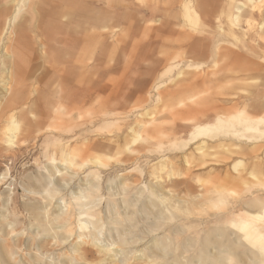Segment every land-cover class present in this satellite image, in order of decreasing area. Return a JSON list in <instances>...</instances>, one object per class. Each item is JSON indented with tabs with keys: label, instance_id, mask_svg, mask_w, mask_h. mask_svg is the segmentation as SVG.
I'll list each match as a JSON object with an SVG mask.
<instances>
[{
	"label": "bare ground",
	"instance_id": "obj_1",
	"mask_svg": "<svg viewBox=\"0 0 264 264\" xmlns=\"http://www.w3.org/2000/svg\"><path fill=\"white\" fill-rule=\"evenodd\" d=\"M262 1L248 0L246 4L237 2L229 6L232 8V13L227 15L231 22L230 32L240 36L247 29L257 26L255 10ZM82 2L88 4L90 8L107 3L106 0H0V122L4 123L3 127L0 126L2 128L0 135L3 136L4 146L9 150L19 149L16 144L18 138L25 132L29 133L30 130L37 136L44 137L38 146L42 159L35 162L42 164H39L38 170L43 174L42 177L48 179L47 183L43 184L42 190L23 189L22 191L25 195H32L37 204L36 208L44 215L45 224H39L34 220L36 225L32 227L33 230L43 229L42 236L50 237V244L65 247L61 254L69 260L78 254V245L83 244L94 247L103 254L104 259L97 264H125L128 254L143 260L146 264H154L156 261L161 264H179L170 262L167 252L171 244L169 236L172 234L175 236L176 229L170 228L171 231H167L165 236L162 234V237L156 232L162 227L158 225L159 223L174 219L172 214L174 210L182 211L185 209L184 205L186 207L191 205L202 211L204 213L202 215L206 217L201 218L200 214L193 219L192 214L187 213L183 227L193 228L195 232L198 230L200 233L207 230V227L201 226L212 224L214 227L212 232L216 240L222 241L218 246L208 247L205 251L200 250L192 264H264V161L262 160L264 151L260 154L261 144H264V58L258 53L248 58L224 47L223 45H232V43L225 37L227 30L224 26L216 25L208 30L203 38L201 37L205 42L206 50L211 52L209 68L191 78L188 84H181L178 92L160 97L158 88L164 81L161 79L165 77L169 79L173 76L169 81L174 82L182 77L185 71L199 69V64L192 60L182 62L180 55H175L169 59L168 66L156 78L153 86L146 91L147 101L144 103L143 108L146 107L144 110L143 108L133 111L122 108L113 110L108 109L107 106L106 111L101 115L91 116L89 128L93 126L94 128L89 133L92 136L109 138V140L113 137L117 138L111 142V145L108 144L107 151L96 144L92 148L93 151L102 153L101 155L126 154L124 160H115L113 166L130 165V171H138L140 177L154 180L150 183L142 181L137 184L136 192H132L130 197L132 200L125 201L124 198L127 197L125 191L128 187L127 183H123L124 177L120 172L127 171V168L121 169L113 175V178H109L105 185L110 200L116 203H111L107 209L105 208L106 210L95 214L97 203L92 197L99 192L103 182L101 172L113 167L99 162L91 165L73 163L74 149L71 144L78 141V134L73 133L77 127L82 126H73V115L77 121L82 118L79 107L84 94L89 90L83 88L84 86L91 85L92 95L88 97V100H91L89 106L99 98V93L111 91L109 85L96 88L92 82L100 66L94 64L99 60L97 55L103 56L107 67L112 58L113 47L110 43L112 32L109 23H106L103 27L104 31L100 30L99 33L96 30L98 16L93 12L95 9H87ZM178 2L180 7L177 16L184 20L187 28L196 32L195 26L201 22L199 19L202 13L201 7L194 4L193 0ZM87 12L91 16L89 23L85 24L80 21V15ZM257 27L262 30L258 37L262 36L264 39V21ZM255 37L252 36L251 39ZM199 42L200 40H197V43ZM255 81H260L261 84H253L252 82ZM247 82H250L248 84L250 92L256 95L253 96L251 93L249 96L234 99L236 90ZM201 86L212 87L213 93L215 91L212 95L217 93L230 95L228 98L231 101L230 105L213 103L211 107L204 102L192 107L183 106L177 115L178 123L166 133L160 129L159 124H152L153 113L162 104H159L160 98L168 99V102L185 101L187 97H192L193 88ZM44 87L48 95L53 92V98L49 101L45 93L39 92ZM110 97L109 94L103 102L110 104L106 102L110 101ZM155 98L157 99L154 100ZM46 101L54 102L55 105L50 106L54 111L60 102L65 109L55 118L49 119L51 116L42 115L41 111H38ZM235 107L239 108L233 113ZM24 110L26 112H23ZM252 110L261 111L262 114L255 116ZM62 116L64 117L61 120ZM146 117L150 122L145 121ZM187 120L190 121L187 123L188 126L180 124V121ZM23 129L26 131L23 132ZM152 135L170 137L171 140L167 143L168 151L180 156L165 154L163 150L159 152L146 148L151 143ZM140 145L144 148L140 149ZM190 149L191 151L187 152ZM227 154L248 160L252 166L251 171L244 175L236 170L233 174L209 171L204 175H192L196 168L201 169L207 165L226 162ZM219 156L224 159H218ZM257 159H261L262 163L259 164ZM144 169H147L145 171L147 174L144 173ZM78 170H83L81 174L83 176H78ZM156 173L163 174V177L156 176ZM65 177L66 179H61ZM3 179L6 178L1 175L0 183ZM75 179H78L76 186ZM189 179L196 183L202 193L192 196L194 187L189 184ZM179 184L186 185L184 198L178 196L174 198L175 191L172 188ZM247 184L250 185L246 190L250 193L247 200L242 201L226 193L234 187ZM11 189L9 188L10 195L6 203L4 202L0 209V221H4V226L6 225L10 230L11 236H17L21 230L17 231L16 227L21 223L18 222L16 210L13 209L14 190ZM66 190H69L68 198L61 195ZM143 197V206L136 209L139 216L137 226L142 229L140 233L146 237L150 235L148 237L150 239L144 248L128 252L127 246L137 244V240L129 238V235H133V225L126 224L129 207L135 206L134 203ZM210 208L214 213L207 215L206 210ZM227 214H234L229 225L231 231L219 234L224 224L219 223V219ZM212 217H216L217 222L209 223L208 219ZM105 224L108 226L106 229H104ZM112 224H124L125 227L114 228ZM106 231L108 236L105 234ZM0 235L2 236L0 264H6L5 261L9 259L14 261V258L8 248L6 237L3 238L2 233ZM29 235L35 238L34 232H29ZM59 237H64L66 240H60ZM66 241H70L71 244L68 242L69 244L66 245ZM44 247L34 248L36 254L28 264H41L43 256L47 255V251L43 250ZM204 252L208 254V259L201 262V255ZM13 264H16L15 261Z\"/></svg>",
	"mask_w": 264,
	"mask_h": 264
},
{
	"label": "rangeland",
	"instance_id": "obj_2",
	"mask_svg": "<svg viewBox=\"0 0 264 264\" xmlns=\"http://www.w3.org/2000/svg\"><path fill=\"white\" fill-rule=\"evenodd\" d=\"M106 1V4L104 3L101 6H91V8L95 9L93 10V12L98 16V27L96 30H98L99 33H101V31H104L103 27L104 25H106V23H109L111 27L112 38L110 39V43L113 47L112 58L109 65L106 67L105 60L103 61V56L99 54L97 55V58L99 57V60L94 64H100V66L98 67L99 71H97L96 75L93 78L92 84H95L96 88L101 85H109L111 91L99 93V98L93 101V103L89 106L91 100H88V97L92 95V93L90 92L91 85H86L83 87L89 88V90L84 94L81 106L79 107V112L81 113L82 118L77 121L75 120L76 117L73 115V126H82L77 127L76 131H74L73 133L78 134V141H76L74 144H71L72 148L74 149V164L86 163L88 165H91L93 163L99 162L108 167H113L111 169L108 168L109 171L107 170L101 172V176H103V182H101L99 192L92 197V200L97 203V210L95 214L98 211L103 212L104 210H106L108 208V205H110L111 203H116L114 200H110V197L105 190L107 181L113 178V175L116 174V172H120L121 169L127 168V171L120 172L122 177H124L123 181H125L122 182L127 183L128 187V189H126L125 191V196H127H124V199H126L125 201L132 200L130 197L134 193V191L136 192L135 186L137 184L141 183L142 181L150 183V181H152L153 179L149 177L147 179L140 177L138 171H130V165H128L127 167L113 166L115 160H124L126 154H122L120 156L114 155V153L101 155L102 153L93 151L92 148L95 144L101 145L102 150L107 151V147L109 146L108 144L110 143L111 145V142H114L117 138L113 137L109 140V138L92 136L89 133L94 128V126L89 128L91 116H93L94 114H98V116L101 115L106 111L107 106H109L108 109L112 108L113 110H119L120 108L128 111H133L137 108H139V110L142 109L143 106H145L144 103L147 101V96L145 95L146 91L153 86L156 78H158L160 76V73L163 72L164 69L168 66L169 59H171L175 55H180L182 62L192 60L193 62L199 64V69H189L188 71H185L186 74L184 73L182 77L176 79L174 82H170L173 76L169 79L167 77L161 79L162 81H164L162 82V86L158 88L160 97H163L165 94L178 92L181 84H188L191 78H194L195 75L202 74L204 70L209 68V59L211 58V52L206 50L205 42L201 39L208 30L213 29L216 25L224 26V28L227 30V34L225 37L232 43V45L228 44L229 46L227 44L223 45L224 47H228L230 48V50L232 49L233 52H239L238 54H241L248 58L257 53L260 54L262 58H264V39L262 38V36L258 37L262 30L257 27L261 22L264 21V0L258 5V8H256L255 10L257 11L255 18V24L257 26L251 29H247L240 36L234 35L232 32H230L231 28L229 26L231 22L227 15L232 13V8H230L229 6L235 5L237 4V2H245L246 4L248 0H193L195 1L194 4H198L202 10V13L199 17L201 22L199 25L195 26L196 32H192L189 28H187L184 20L177 16L180 7V4L178 2L179 0ZM258 1L256 0V2ZM83 6L87 7V9L90 8V6L86 3H83ZM90 16L91 15L89 12L83 13L80 15V21L82 23L88 24L90 21ZM81 31L83 30L81 29ZM252 36L256 37L254 39H251ZM233 37H236V39H234ZM197 40H200V42L197 43ZM252 83L261 84L260 81H255ZM145 84L148 85L144 86ZM248 84H250V82H247L243 86H240L236 90L237 93L233 96V98L236 99L237 97L239 98L249 96V94L251 93L253 96H255L256 93L250 92L251 89L248 87ZM168 88H170L171 90H169ZM46 91V87L39 90V92L45 93V95L48 96L47 100L49 101V99L53 98V92L52 94L48 95ZM212 93V87L201 86L193 88V91L191 92L192 97H187V100L185 101L180 100L168 102V99L165 100L163 98H160L159 100L161 102H159V104H162L158 106L157 111L153 113V120H151V122L153 125L159 124L160 129L164 133H166V131H169L172 126L178 123L177 115L179 110H181L183 106L192 107L195 104L200 105L204 102L211 105V107H213L215 103L218 105H226V103L227 105H230L231 101L228 99L230 98V95L226 96L218 93L217 95H212ZM109 94L111 95L110 101L106 102H110V104L107 105V103L103 102V100L106 96H109ZM156 99L157 98H155L154 100ZM48 101H46L45 104L42 103L44 105L41 109H38V111H41L40 113L42 115H48V117L51 116L49 119L55 118L57 114L61 113V111L65 109L63 103L60 102L57 104L56 111H54L52 109L53 107L50 108V106L55 105L54 102L51 103ZM179 103H182L183 105ZM100 105L102 106V108ZM238 108L239 107H235L233 109V113L237 112ZM23 112H26V110H24ZM89 113H92V115H89ZM252 113H255V116H259L262 114L261 111L258 112L257 110H252ZM63 117L64 116H62L61 120L63 119ZM145 121H149L147 117ZM188 122L190 121H180V124L188 126ZM0 126L3 127L4 123L0 122ZM1 127L0 129H2ZM22 131L25 132L26 130L23 129ZM42 138L44 139L43 136H37L32 130H30L29 133L25 132L24 135L18 138V142L16 144L18 145L19 149L16 148L15 150H9L4 146L3 136L0 135V176L4 175L7 179H3L0 183V209L3 206L2 204H4V202L6 203L10 195L9 188H12L11 190H14L13 209L14 211L16 210L15 213L17 215L18 222L21 223V225L16 227L17 231L21 230V232L17 236L10 235V230L7 229L6 225L4 226V221H0L1 225L3 223L2 226L0 225V232L4 234L3 238L6 237L8 248L12 252L16 264H28L29 262H31L34 259V254H36L34 248L42 246H45L43 250L47 251V255L43 256L41 264H97L104 259V256L103 254L99 253L94 247L79 244V247H77L78 254L72 257L73 259H71V261L67 259L68 257L61 254L62 250H64L65 247L53 246L52 244H50V237L42 236L44 233L43 229L33 230L32 228L36 225V221L34 220H37L39 224H45L44 215L36 208L37 204L35 203L36 201L33 200L32 195H25L22 191L23 189L29 191L42 190L43 184L47 183L46 181L48 179L42 177L43 174L40 170H38V166L42 164L39 163V165L38 162H35L36 160L42 159V153L40 148L38 147L43 141ZM100 140H102L103 142ZM150 140L151 143L149 147L147 146L146 148H149L151 151L159 152L163 150L165 154L171 153L170 151H168L169 148L167 147V143L171 140L170 137L168 138L165 135L161 137L152 135ZM76 147L78 148L77 150ZM141 147L144 148L143 145H140V149ZM190 151L191 149L187 152ZM263 151L264 144H261L260 154L263 153ZM172 156L180 155L172 154ZM226 156L228 157V160L226 162H218L215 165H207L201 169L196 168V170L193 171L192 175H204L209 171H212L214 173L233 174L235 173V170L238 173L244 175L246 172L251 171L252 166L248 160L239 158L236 155L227 154ZM259 158H261V155L259 156ZM218 159L222 160L224 159V157L219 156ZM257 160L259 161V164L262 163L261 159ZM262 160L264 161V158ZM141 166H143L142 163ZM145 171H147V169H144V173H146ZM77 172L78 176H83L81 175L83 173V170H78ZM157 174L158 173H156V176L163 177V174ZM10 179L12 181H10ZM61 179H66V177ZM75 180H77L74 184L76 186V184L78 183V179ZM188 181L190 182L188 183L193 185L194 187V194L192 193V196H196L202 193L201 189L196 185L195 182L190 179ZM131 186H133L134 188ZM247 188H250V185L247 184L240 187H234L233 189L226 191V193L229 196H235L238 199L244 201L247 200L250 196V193L246 192ZM172 190L175 191L174 198H176L177 196L184 198L186 185L179 184L178 186L172 188ZM68 191L69 190L63 191L61 195L65 198H68ZM143 200L144 197L135 202V206L129 207V215L127 217L126 224H129L130 226L133 225V235H129V238H131L132 240H137V244L131 246L132 248L130 246H127L126 250L128 252H134L137 251V249L140 250L141 248H144V246L147 245L146 242L150 239L148 238L150 237V235H147V237L146 235L143 236L140 233V231L142 230L141 227L139 225L137 226V220L139 216L136 211L138 210V208H141L143 206ZM183 208L185 209H183L182 211L174 210L172 212V214L174 215V219L172 221L165 220L162 221V223L164 222L165 224L159 223L158 225H162V227L159 232L156 233H158L162 237L163 235H166L167 231H171L170 228L176 229L177 233H175V236L174 234L169 236L171 243L167 249V252L169 253L168 257H170L169 261L179 264H192L197 259L200 250L205 251L208 247L211 248L213 246H218L222 243V241L216 240L215 235L212 232V229L214 228L212 224L201 226L202 228L207 227V230H203L200 233H198V230L196 231V233L195 229L193 228L188 229L183 227V224L186 222H184V217L187 216V213L192 214L193 219L197 218L200 214H204L195 206L191 207V205H188L186 207L184 205ZM133 212L135 215H131V213ZM206 213L207 215H212L214 211L210 208L206 210ZM201 215V218L206 217V215ZM233 217L234 214H227L219 219V223H224L222 225V229L219 230V234H223V232L227 233L226 231H231L229 230V225L231 224ZM237 220L239 222V216ZM208 221H210L209 223L217 222L216 217L209 218ZM112 226L114 228L123 226L125 227L124 224H112ZM106 228H108V226L105 224L104 229ZM29 232H34L35 238L30 236ZM206 232H208V234ZM105 234L108 236V231H106ZM0 237L2 236L0 235ZM59 239L66 240V238L64 237H59ZM68 242L71 244L70 241H66V245L69 244ZM163 243L165 244L164 240ZM145 253L146 251H144V254ZM126 256L127 262L125 264H142L143 262V260L137 259L131 254H128ZM207 257L208 254L204 252V254L201 255V262L206 261L208 259ZM14 261H10L9 259V261L5 262H7L6 264H13ZM143 264L146 263L143 262ZM154 264L161 263L159 261H156Z\"/></svg>",
	"mask_w": 264,
	"mask_h": 264
}]
</instances>
